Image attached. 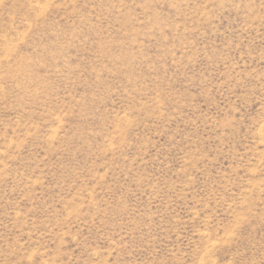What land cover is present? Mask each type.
<instances>
[{
	"label": "rangeland",
	"instance_id": "rangeland-1",
	"mask_svg": "<svg viewBox=\"0 0 264 264\" xmlns=\"http://www.w3.org/2000/svg\"><path fill=\"white\" fill-rule=\"evenodd\" d=\"M0 264H264V0H0Z\"/></svg>",
	"mask_w": 264,
	"mask_h": 264
}]
</instances>
